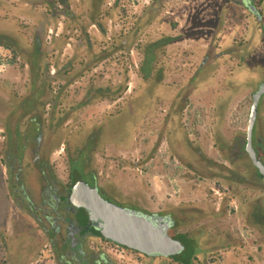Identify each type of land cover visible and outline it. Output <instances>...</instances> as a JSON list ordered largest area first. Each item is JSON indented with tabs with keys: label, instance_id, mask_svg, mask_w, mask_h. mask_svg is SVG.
Wrapping results in <instances>:
<instances>
[{
	"label": "flooded vegetation",
	"instance_id": "1",
	"mask_svg": "<svg viewBox=\"0 0 264 264\" xmlns=\"http://www.w3.org/2000/svg\"><path fill=\"white\" fill-rule=\"evenodd\" d=\"M262 2L0 0V264H264Z\"/></svg>",
	"mask_w": 264,
	"mask_h": 264
},
{
	"label": "water",
	"instance_id": "2",
	"mask_svg": "<svg viewBox=\"0 0 264 264\" xmlns=\"http://www.w3.org/2000/svg\"><path fill=\"white\" fill-rule=\"evenodd\" d=\"M255 111L254 105L253 117ZM80 204L88 206L91 218L104 234L124 244L147 252L160 251L166 254L182 248L179 241L163 235L150 221L108 204L98 193L91 201L84 199Z\"/></svg>",
	"mask_w": 264,
	"mask_h": 264
},
{
	"label": "rangeland",
	"instance_id": "3",
	"mask_svg": "<svg viewBox=\"0 0 264 264\" xmlns=\"http://www.w3.org/2000/svg\"><path fill=\"white\" fill-rule=\"evenodd\" d=\"M262 7H263V10H264V0L262 2ZM263 13H264V11H263ZM237 28H239V27H237ZM1 168L4 169L3 166L0 164V224H3V222H4V214H3V212H4L5 207H6V203H5L6 202V194H5L6 191H5L4 175H2V173H1ZM1 229H2V227L0 226V230ZM30 245H32L33 248L36 246V244L33 241H30L29 246ZM2 253L3 252L0 251V258H2Z\"/></svg>",
	"mask_w": 264,
	"mask_h": 264
}]
</instances>
